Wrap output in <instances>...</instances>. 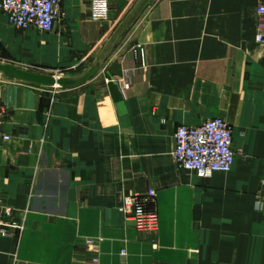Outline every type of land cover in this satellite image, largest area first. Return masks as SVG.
<instances>
[{"label": "crops", "instance_id": "1", "mask_svg": "<svg viewBox=\"0 0 264 264\" xmlns=\"http://www.w3.org/2000/svg\"><path fill=\"white\" fill-rule=\"evenodd\" d=\"M59 1L51 32L0 17L14 58L84 73L139 0H109L99 22L89 0ZM259 3L150 0L91 79L62 90L0 80V204L21 226L0 238V264H264ZM214 117L232 131L231 170L177 168L176 128ZM148 189L158 227L139 232L121 206Z\"/></svg>", "mask_w": 264, "mask_h": 264}, {"label": "built area", "instance_id": "2", "mask_svg": "<svg viewBox=\"0 0 264 264\" xmlns=\"http://www.w3.org/2000/svg\"><path fill=\"white\" fill-rule=\"evenodd\" d=\"M0 10L7 22L17 30L34 28L39 32H51L62 15L59 0H0ZM258 16L255 41L264 43V3L255 8ZM89 18L92 21L109 19V0H90ZM131 51L139 65L144 66V48L135 43ZM123 90L129 88L123 82ZM2 102L0 97V126ZM8 140L7 135L2 136ZM172 161L177 168L194 173L199 178L210 177L214 172H228L235 158L233 135L228 124L221 118L214 117L199 125H180L174 134ZM154 196L148 189L144 195L126 196L121 210L131 220L139 232H155L158 227L156 212L147 208V202ZM12 210L0 204V238L9 237L21 226L10 221ZM124 251H122V254Z\"/></svg>", "mask_w": 264, "mask_h": 264}, {"label": "water", "instance_id": "3", "mask_svg": "<svg viewBox=\"0 0 264 264\" xmlns=\"http://www.w3.org/2000/svg\"><path fill=\"white\" fill-rule=\"evenodd\" d=\"M150 0H139L138 3L130 10L125 18L116 26L111 36L103 46L100 54L91 65V67L84 73L74 78L55 77L53 75H46L35 73L18 68L10 63L0 62V77L5 81H20L26 84L46 87H72L78 85L86 80L91 79L99 70L104 60L112 52L121 37L127 32L131 25L136 21L141 11L149 3Z\"/></svg>", "mask_w": 264, "mask_h": 264}, {"label": "rangeland", "instance_id": "4", "mask_svg": "<svg viewBox=\"0 0 264 264\" xmlns=\"http://www.w3.org/2000/svg\"><path fill=\"white\" fill-rule=\"evenodd\" d=\"M89 8H90V0H89ZM89 8H88V18H89ZM0 17L3 20H5V22H7L6 16L2 12H0ZM7 24H9V23L7 22ZM9 26H11V25L9 24ZM1 28H0L1 35H3V36L6 35L7 26L4 25V26H1ZM11 52L12 51L10 49V46L7 47L6 45H4L0 41V62H2V63H10V64H12V65H14V66H16L18 68H21V69H24V70H27V71H31V72H35V73H41V74H46V75H53L55 77L74 78V77H77V76H79L80 74L83 73L82 72L83 68L82 67L78 68L77 66H75L73 68L70 67V66H66L65 67L63 65L59 66V67H55V66H39V65L27 63V62H24V61H19L16 58L13 57ZM86 66H87V63H86ZM0 80H1V77H0ZM42 88H44L45 90H62L63 89L62 87H58V86H56V87H42Z\"/></svg>", "mask_w": 264, "mask_h": 264}]
</instances>
